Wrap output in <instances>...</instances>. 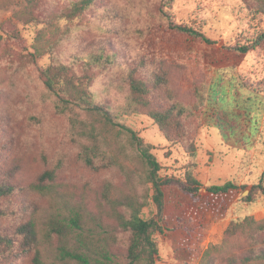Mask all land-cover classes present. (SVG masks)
<instances>
[{
	"label": "rangeland",
	"instance_id": "374dc122",
	"mask_svg": "<svg viewBox=\"0 0 264 264\" xmlns=\"http://www.w3.org/2000/svg\"><path fill=\"white\" fill-rule=\"evenodd\" d=\"M70 0H41L39 15L59 10ZM257 0H96L88 13L90 22L75 28L64 40L59 55L66 61L91 42H104L117 52V63L99 75L92 85L96 96L116 107L124 104L129 86L125 75L142 58L140 74H165L167 86L154 94L157 103L171 101L195 105L190 84L196 80L208 97L202 115L183 117L186 137L182 143L168 140L147 115L124 120L149 143L163 166L162 175L183 178L196 150V177L204 184L235 180L240 188L225 194L194 198L178 186L167 189L170 230L159 235L160 260L156 264H198L210 244L221 243L231 219L240 214L264 219V196L254 203L246 185L264 179V43L248 53L230 48L247 42L264 30V14L255 12ZM24 0H0V179L9 177L26 187L46 168L60 165L59 179L100 188L107 180L121 183L116 168L95 171L77 159L78 142L72 139L69 118L54 109L39 69L48 55L23 64L21 55L32 52L35 36L44 23L23 22L14 17ZM12 20L17 28L6 23ZM186 21L213 40L207 42L174 30L170 23ZM17 29L16 34L9 30ZM259 90L262 92L259 93ZM36 117V119H33ZM46 199L23 189L0 207L10 206L14 215L0 216V230L12 229L29 216L33 204ZM148 212V209H146ZM240 212V214H239ZM194 214V216L192 215ZM191 226L181 229L180 221ZM121 249L128 235L121 234ZM258 244L264 232L257 235ZM33 253L4 264H33ZM47 264H58L47 253Z\"/></svg>",
	"mask_w": 264,
	"mask_h": 264
},
{
	"label": "trees",
	"instance_id": "16d2710c",
	"mask_svg": "<svg viewBox=\"0 0 264 264\" xmlns=\"http://www.w3.org/2000/svg\"><path fill=\"white\" fill-rule=\"evenodd\" d=\"M257 1L255 12L264 14V0ZM95 5L96 0H70L63 8L42 17L38 13L41 0H24L14 17L25 23L43 22L44 28L35 36L34 50L19 60L31 64L48 55V63L39 69L40 77L47 96L54 100L55 112L69 118L72 139L79 144L77 159L95 171L116 168L123 181L107 180L100 188L90 183L79 186L59 179L60 165L46 168L26 187L9 177L0 179V200L23 189L46 199L45 204H33L29 216L14 228L0 230V264L28 253L34 254L33 264H47L45 253L58 264H156L161 257L158 236L170 230L167 189L178 186L200 198L240 188L235 180L204 185L195 175L193 146L188 148L192 160L183 178L162 175L155 146L124 122L127 116L147 115L168 140L182 143L186 137L183 117H200L208 100L193 76L190 84L198 98L195 105L157 103L154 94L167 86L168 79L158 71L140 74L146 65L142 58L125 75L129 86L125 103L114 107L100 100L92 85L117 63L116 51L104 42L94 41L73 54L70 61L59 55L71 31L90 22L88 13ZM5 22L17 28L11 19ZM170 25L178 32L213 42L189 22L171 20ZM263 43L264 30L258 29L250 40L235 41L230 48L248 53ZM246 188L250 193L242 197V202L254 203L258 196H264V179ZM16 212L10 206L0 207L2 217ZM177 221L182 230L191 226L189 220ZM260 232H264V219L256 220L243 213L232 218L222 242L210 244L198 264H264V239L258 244L257 238ZM121 234L128 235L125 249H121Z\"/></svg>",
	"mask_w": 264,
	"mask_h": 264
}]
</instances>
